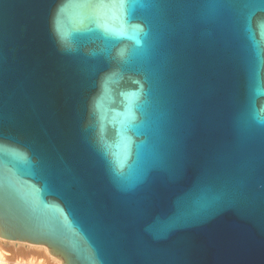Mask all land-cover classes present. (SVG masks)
<instances>
[{
	"label": "water",
	"instance_id": "water-1",
	"mask_svg": "<svg viewBox=\"0 0 264 264\" xmlns=\"http://www.w3.org/2000/svg\"><path fill=\"white\" fill-rule=\"evenodd\" d=\"M0 56V237L61 264H264V0H0Z\"/></svg>",
	"mask_w": 264,
	"mask_h": 264
},
{
	"label": "snow or ice",
	"instance_id": "snow-or-ice-1",
	"mask_svg": "<svg viewBox=\"0 0 264 264\" xmlns=\"http://www.w3.org/2000/svg\"><path fill=\"white\" fill-rule=\"evenodd\" d=\"M174 23H179L178 20H173ZM4 60L0 56V138L5 137L6 135L12 134L13 132H19V128L12 126L7 123L5 120V112L8 107V100L6 99V85L4 81ZM106 79V77L104 78ZM102 79L101 83L106 90V84ZM145 95L152 97L153 92L150 88ZM150 101H146V106ZM128 123L126 125L127 129L136 131L137 126L132 122L135 117L132 114L131 105H129L127 112L124 114ZM174 154L171 153L167 148L161 146L158 150L149 151L144 157L141 164V171L146 172L154 167L166 166L170 161L174 160ZM176 174H179V169H176ZM213 207L212 203H209L200 207H193L191 204H186L185 211L180 212L175 217L174 226L192 224L199 221L206 213H208Z\"/></svg>",
	"mask_w": 264,
	"mask_h": 264
},
{
	"label": "rangeland",
	"instance_id": "rangeland-1",
	"mask_svg": "<svg viewBox=\"0 0 264 264\" xmlns=\"http://www.w3.org/2000/svg\"><path fill=\"white\" fill-rule=\"evenodd\" d=\"M0 248L2 250H7L9 254L5 255L7 264H14V261H28L30 263H41V264H54L53 261L49 260L48 255L43 252L42 249L36 247H25L13 246V244H4L0 242ZM20 251V252H19Z\"/></svg>",
	"mask_w": 264,
	"mask_h": 264
},
{
	"label": "bare ground",
	"instance_id": "bare-ground-1",
	"mask_svg": "<svg viewBox=\"0 0 264 264\" xmlns=\"http://www.w3.org/2000/svg\"><path fill=\"white\" fill-rule=\"evenodd\" d=\"M0 242L1 243H4V244H9V243H11V244H13V246H17V245H19V246H25V247H36V248H40V249H42L43 250V252L45 253V254H47L48 255V258H49V260H51V261H53L54 262V264H61V260L59 259V258H57V257H55L54 255H52L50 252H49V250H48V248H47V246H45V245H42V244H32V243H28V242H20V241H14V240H7V239H4V238H2V237H0ZM20 252V251H19ZM7 254H9V252L6 250H2L1 248H0V264H7L6 263V258H8L7 256L5 257V255H7ZM13 264V263H12ZM14 264H31L30 262H26V261H24V260H21V261H19V260H17V261H14Z\"/></svg>",
	"mask_w": 264,
	"mask_h": 264
},
{
	"label": "built area",
	"instance_id": "built-area-1",
	"mask_svg": "<svg viewBox=\"0 0 264 264\" xmlns=\"http://www.w3.org/2000/svg\"><path fill=\"white\" fill-rule=\"evenodd\" d=\"M31 264H41V263H31Z\"/></svg>",
	"mask_w": 264,
	"mask_h": 264
}]
</instances>
